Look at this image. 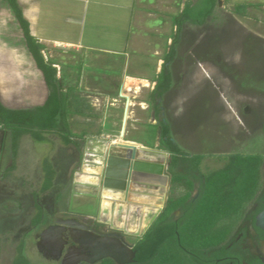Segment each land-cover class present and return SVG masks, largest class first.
<instances>
[{"label": "crops", "instance_id": "1", "mask_svg": "<svg viewBox=\"0 0 264 264\" xmlns=\"http://www.w3.org/2000/svg\"><path fill=\"white\" fill-rule=\"evenodd\" d=\"M216 1L213 15L203 25H193L190 22L183 24L178 44L175 47V58L168 65L172 76V85L169 91L158 99L159 114H156L151 101V93L157 85L156 79L163 69L166 54L169 53L173 45L177 33L176 20L187 5L197 7L199 0H17L24 18L29 22L31 35L45 47L42 51L45 59L52 60L57 69V77L59 79L64 78V91H67L68 87H74V94L79 96L86 104L85 106L90 109L83 108V111L73 113L69 119L71 122V118L77 117L88 122V126L78 134H84L85 141L82 150L101 154L95 158L103 161L104 157L102 155L106 151L120 150L118 144L124 142L125 144L137 145L141 160L164 164V161L169 158V164V154L157 149L160 138L159 123L164 120L169 123L172 139L185 153L190 155L201 154L198 150H202V147L190 132L187 107L189 103H192L190 102L192 99V91H190L192 83L189 82V79H196L198 74L201 81L209 80L212 83V80H210L211 77L207 73L210 68L209 63L204 59L203 62L197 64L199 68H202H195L192 76L188 72L189 65L187 62L183 63L182 67H178V58H182L179 47L184 42V29L187 26L204 27L219 13L223 16V19L228 16L235 23H239L241 20L247 19L249 13L252 15L254 13L262 14V11H264V0ZM61 3L66 5H64L66 12L62 17L65 19L64 24H58L60 20L56 19V6L60 7ZM69 7L79 9V12L75 14L73 9H69ZM243 7L245 8L244 13L241 14L240 11L243 10ZM51 17H54L57 22L51 20ZM155 19L162 20V25L153 27L155 25H152L151 20ZM44 22L45 37L42 36L40 30V28H43ZM252 22L256 25L254 27L256 32L253 35L259 39H264V32L258 31L259 27L264 26V20L254 16ZM12 25L19 28L23 37L22 29L9 4L4 0H0V28L8 29ZM75 26L79 28L78 33L71 32V29ZM60 27L61 29L63 27L62 32L59 31ZM124 27H135L137 31L133 34L130 33V30H125ZM112 28H118L120 30L119 34L110 31ZM148 34L153 36L155 34L166 35L165 45L163 39L160 40V38L153 42ZM22 40L25 43L24 37ZM116 40L117 42H115ZM155 42L159 44L155 45ZM150 44H153L151 53L156 58L154 60L147 59ZM160 45L163 46V49H160ZM24 46L28 52L25 44ZM0 49L11 54L15 50L14 46L8 45L7 41L3 42ZM131 49L132 55L128 53V50ZM139 50H142L144 54L142 55ZM28 54L33 60L31 54L29 52ZM185 54L188 57L190 55L189 52ZM104 56H114L126 60L124 62L122 60L119 67H116L113 63L107 67L106 73L95 74L84 70L83 67L89 64L87 60L92 65H99ZM21 57L25 60L23 62L26 63V57L23 54ZM75 57H79L81 60L78 67L65 62V59ZM135 57L136 59L140 58L145 64H149L148 60H152L153 66L149 64L143 66V69H131L130 64L134 66V62L130 63L131 60L129 61V59ZM84 61L85 63H83ZM155 61L157 62L155 63ZM36 70L44 81L42 72L37 67ZM75 70L76 81L74 83L68 82V76H71ZM128 79L146 82L148 85L132 83L130 87L132 90L127 89ZM212 86L216 87L213 83ZM47 94L46 87L45 97L37 102L35 106L43 105ZM218 97L216 100L208 101L205 108L209 110L210 108L223 107L222 111L216 112V116L218 120H222L224 123L229 121L225 113L226 109L229 108L230 113L241 125L240 119L237 118L235 110L232 108L233 105L226 98H223L219 91ZM0 99L4 103L1 92ZM149 126L154 129V148L150 147L147 142L149 141L147 137L151 132ZM95 127L97 128L96 131H94ZM140 132H144V137L139 135ZM60 144L62 149L72 147L64 146L61 141ZM216 150L220 149L216 147ZM97 165L100 167L99 164ZM97 183L96 180L95 183L85 181L83 184L96 186ZM132 196L134 198L133 203L97 199L98 222L105 223L111 231H119L124 235L139 233L141 234L139 237H141L159 215L161 209L143 205L142 200L145 197L143 194L136 193Z\"/></svg>", "mask_w": 264, "mask_h": 264}, {"label": "rangeland", "instance_id": "2", "mask_svg": "<svg viewBox=\"0 0 264 264\" xmlns=\"http://www.w3.org/2000/svg\"><path fill=\"white\" fill-rule=\"evenodd\" d=\"M64 5L65 3L63 5L61 3L60 7L56 6V19L60 20L58 24H64L65 19L62 18L66 12V5ZM69 9H73L75 14L79 12V9L76 8L69 7ZM249 14L247 19L235 23L228 16L223 19V16L219 13L204 27L187 26L184 29V42L179 47L182 58H178V67H182L183 63L187 62L189 65L188 72L192 76L195 68H199L197 64L203 62V59L208 61L210 67L207 72L208 76L211 77L210 80L218 88L214 89L216 87H213L209 80L201 81L198 74L196 79H189V82L192 83L190 90L192 91L190 101L192 103H189L187 107L190 132L202 147V150H198L199 153L207 155L201 165V170L204 173L222 168L226 162L224 156L228 154L264 155V134L262 132L264 119V39H259L253 35L256 32L254 28L256 25L252 22L254 16L264 20V11H262V14L254 13V16ZM52 19L57 22L54 17H51ZM151 23L155 25L153 27H158L162 25L163 21L155 19L151 20ZM62 29L60 27L59 31L62 32ZM124 29L130 30V33L133 34L137 31L135 27H124ZM164 29L166 28L164 27ZM40 30L42 36L45 37V22ZM78 30L79 28L75 26L71 29V32L78 33ZM260 30L264 32V26L259 27L258 31ZM110 31L119 34L120 30L112 28ZM149 36L153 39V42L159 38L160 40L163 39L164 45L167 40V36L162 34ZM22 38L21 31L14 25L8 27V29L0 28V47L3 42L7 41L8 45L14 46L15 49L12 54L0 49V92L4 100L3 104L13 109L32 108L46 94L44 81L24 48L25 43H23ZM154 44L159 43L155 42ZM152 48L153 44H150L147 59L154 60L156 58L151 53ZM160 49H163L162 45H160ZM139 52L142 55L144 54L142 50H139ZM186 52H189V57L186 56ZM128 53L132 55V49L128 50ZM22 54L26 57V63L23 62L25 60L22 59ZM65 60L67 64L76 65V67L81 62L79 57ZM122 60L123 58L104 56L101 64L92 65L87 60L90 66L87 65L83 68L85 71L95 74L106 73L107 67L113 63L116 67H119ZM152 60H148L151 66H153ZM129 61L130 63L134 62V66L130 64L131 69H143V66L149 65L145 64L140 58L136 59V57L129 59ZM76 77L75 70L71 76H68L67 81L74 83ZM218 91L223 98H226L233 105L232 108L235 110L237 118L240 119L241 125L230 113L229 108L225 111L229 121L225 123L218 120L216 116V112L222 111L223 107L210 108L209 110L205 108L208 101L219 98ZM87 126L88 122L86 120L77 117L71 118V127L74 134L78 135ZM149 127L151 129L149 133H152L154 129L151 126ZM96 129L95 127L94 131ZM139 135L144 137L145 134L140 132ZM149 136H146L147 139H150ZM2 138L3 135L0 133V142ZM48 138L51 143L33 141L28 135L22 137L17 158L12 160L9 137L4 136V145L0 150V193L5 191L6 194L0 196V264H13L21 242L25 243V253L32 264H57L45 258L38 250L32 235H28L34 210L29 198L24 197L28 192L38 188L42 175L41 167H44L45 158H50L59 170L63 163L68 160V157L74 154L73 147L62 149L58 137L50 135ZM216 147L220 150H216ZM108 151L102 155L104 160L100 167L94 161L95 157L101 154L93 151L86 152V150H83L81 164H71V171L74 170L72 178L69 179L68 177L69 180L67 179L66 185H59L60 201L56 204V208L62 217H74L79 221L98 225L101 230L111 231L105 223L98 222L97 218L98 208L96 202L105 200L101 196L102 185L83 184L77 182L76 179L77 174L82 172L85 164V153L91 156L88 163L95 168H100L98 175L101 177L102 168L105 167V155L116 154L119 150ZM75 158H78L77 154H75ZM168 159L164 161L165 167L168 166ZM181 191L179 189L172 194L169 184L166 200L170 195L178 196ZM12 192L16 198L20 196L23 203L15 206L12 211H3V205L15 200L10 195ZM140 235L139 233L128 234L125 235V238L129 244H134ZM184 261V264H189L187 260L184 259Z\"/></svg>", "mask_w": 264, "mask_h": 264}, {"label": "trees", "instance_id": "3", "mask_svg": "<svg viewBox=\"0 0 264 264\" xmlns=\"http://www.w3.org/2000/svg\"><path fill=\"white\" fill-rule=\"evenodd\" d=\"M7 2L18 21L25 39V45L36 67L42 72L48 90L43 105L27 109L6 107L0 99V130L9 137L13 156L19 148L23 136H30L33 141L49 142V136L60 139L64 146H72L81 154L84 146V134L76 135L71 129L70 116L80 113L88 106L74 94V87L64 91V78L57 77V69L52 60H46L42 51L43 44L31 35L29 22L24 18L17 0ZM216 0H199L197 7L187 5L176 20L177 33L173 45L166 54L163 69L156 79L157 85L151 93V101L159 114L157 101L169 91L172 76L169 63L175 58L182 26L186 22L203 25L211 17L216 7ZM240 11L241 14L244 12ZM82 109V110H80ZM160 138L157 149L169 154V184L172 194L182 190L178 196L170 195L159 215L153 220L146 232L134 242L135 261L131 264H197L196 256L222 243L227 237L229 222L241 216L246 204L260 188L261 154L232 153L224 156L226 162L222 168L204 173L201 165L206 155L185 153L172 139L167 121H161ZM264 134V119L262 124ZM148 145L155 147L154 132L150 133ZM82 158V157H81ZM81 162V161H80ZM42 167L44 180L42 191H49L55 186L56 168L50 158H45ZM199 185L198 196L193 192ZM60 201V195L57 196ZM16 206L10 202L3 205V211H12ZM182 214L177 217L176 212ZM44 216L38 211L33 225L43 223ZM193 253V255L189 254ZM13 264H32L25 253V243L18 246ZM102 264H116L105 259Z\"/></svg>", "mask_w": 264, "mask_h": 264}, {"label": "flooded vegetation", "instance_id": "4", "mask_svg": "<svg viewBox=\"0 0 264 264\" xmlns=\"http://www.w3.org/2000/svg\"><path fill=\"white\" fill-rule=\"evenodd\" d=\"M0 133L3 135L2 141L0 142V150H2L5 135L2 131H0ZM75 154H77L78 158H75ZM17 155L18 150L15 156H13L11 152L12 160H15ZM82 155L83 152L81 154L78 150H74V154L68 157V160L63 163L59 170L55 167L57 177L53 189L47 192L42 191V183L44 180V174L42 172L38 188L28 192V194L24 196L29 198L32 209L34 210L32 220L38 211H41L44 216L43 223L39 225H33L32 220L30 221L28 235H32L38 250L45 258L57 264H62L65 255L78 248V245L73 242L71 237V230L74 228L66 226L65 229H62L64 225L58 223V221L79 220L74 217H62L57 211L56 204L59 202L57 201V196L60 195L59 185H66L68 180L72 178L74 170L71 171V164H81ZM261 155L263 156V162L261 166L259 190L246 204L241 216L232 221H228L230 224L225 240L218 246L204 252L202 256L195 255L197 264H264V230L256 225L257 216L264 210V155ZM12 165L14 164L12 163ZM198 188L199 185L196 184V188L193 192L194 199L198 196ZM3 194H6V192L0 193V196ZM10 195L15 198L12 202L15 203L16 206L23 203L20 196L16 198L13 192ZM181 214L180 211L176 212L177 217ZM79 222L90 225L100 233L110 232L109 230H101L99 226L95 224L85 221ZM189 254L193 255L191 252H189ZM103 261L99 263L102 264ZM80 264L88 263L81 262Z\"/></svg>", "mask_w": 264, "mask_h": 264}, {"label": "water", "instance_id": "5", "mask_svg": "<svg viewBox=\"0 0 264 264\" xmlns=\"http://www.w3.org/2000/svg\"><path fill=\"white\" fill-rule=\"evenodd\" d=\"M116 154H108L102 175L96 177L102 185L101 196L108 201L134 202L133 194L145 195L143 205L163 209L169 185L168 166L163 163L144 161L139 158V149L132 144L120 143ZM136 203V201H135ZM142 205V206H143ZM74 228L73 242L78 245L68 252L62 264H96L111 259L116 264H131L135 261L134 245L126 241L119 231L100 233L90 225L77 220L58 221ZM256 225L264 230V210L257 216Z\"/></svg>", "mask_w": 264, "mask_h": 264}, {"label": "bare ground", "instance_id": "6", "mask_svg": "<svg viewBox=\"0 0 264 264\" xmlns=\"http://www.w3.org/2000/svg\"><path fill=\"white\" fill-rule=\"evenodd\" d=\"M140 84V83H144V84H147L146 82H140V81H137V80H134V79H128L127 80V85H126V88L129 89L131 87V84ZM143 86V85H142ZM135 87V86H134ZM141 87V86H140ZM145 87V86H144ZM131 89V88H130ZM132 90V89H131ZM138 91V90H137ZM124 143V142H123ZM137 146V145H135ZM96 164H99L100 166L103 164L102 162V159H99V158H96L95 161H94ZM99 169L100 168H95L93 166H91L88 161L83 165V169H82V172L81 173H78L77 174V182L79 183H84L85 181L86 182H92V183H95L96 180H97V175L99 173ZM136 231L138 230L137 228L135 229Z\"/></svg>", "mask_w": 264, "mask_h": 264}, {"label": "built area", "instance_id": "7", "mask_svg": "<svg viewBox=\"0 0 264 264\" xmlns=\"http://www.w3.org/2000/svg\"><path fill=\"white\" fill-rule=\"evenodd\" d=\"M90 157H91L90 154L85 153L84 162L86 163L89 160Z\"/></svg>", "mask_w": 264, "mask_h": 264}]
</instances>
